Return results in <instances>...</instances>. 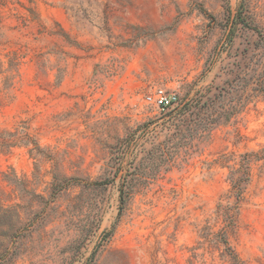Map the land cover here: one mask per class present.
Wrapping results in <instances>:
<instances>
[{
    "label": "rangeland",
    "instance_id": "1",
    "mask_svg": "<svg viewBox=\"0 0 264 264\" xmlns=\"http://www.w3.org/2000/svg\"><path fill=\"white\" fill-rule=\"evenodd\" d=\"M221 230L264 264V0L1 1L0 264H228Z\"/></svg>",
    "mask_w": 264,
    "mask_h": 264
},
{
    "label": "built area",
    "instance_id": "2",
    "mask_svg": "<svg viewBox=\"0 0 264 264\" xmlns=\"http://www.w3.org/2000/svg\"><path fill=\"white\" fill-rule=\"evenodd\" d=\"M147 103L152 104L161 111H166L179 101L178 93L164 86H155L147 95H145Z\"/></svg>",
    "mask_w": 264,
    "mask_h": 264
},
{
    "label": "trees",
    "instance_id": "3",
    "mask_svg": "<svg viewBox=\"0 0 264 264\" xmlns=\"http://www.w3.org/2000/svg\"><path fill=\"white\" fill-rule=\"evenodd\" d=\"M0 0V4H1ZM227 219H231V213H227L225 215ZM215 237V239H212ZM207 243H210L212 240L214 243H216L217 249L220 250V256L223 259V261H227L228 264H243V261L239 259L233 248L230 246L227 233H224L223 230H221L219 233H216L215 235L212 233H206V239Z\"/></svg>",
    "mask_w": 264,
    "mask_h": 264
},
{
    "label": "crops",
    "instance_id": "4",
    "mask_svg": "<svg viewBox=\"0 0 264 264\" xmlns=\"http://www.w3.org/2000/svg\"><path fill=\"white\" fill-rule=\"evenodd\" d=\"M152 42V41H151Z\"/></svg>",
    "mask_w": 264,
    "mask_h": 264
}]
</instances>
